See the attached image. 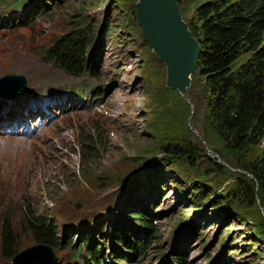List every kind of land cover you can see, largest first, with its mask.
<instances>
[{
    "label": "rangeland",
    "instance_id": "374dc122",
    "mask_svg": "<svg viewBox=\"0 0 264 264\" xmlns=\"http://www.w3.org/2000/svg\"><path fill=\"white\" fill-rule=\"evenodd\" d=\"M9 1L0 0V80L24 76L27 87L14 100L13 94L23 86L0 83V93L9 92L0 98V103H8L0 110V135L7 133L0 138V215L9 210L17 220L27 204L50 219L60 245L51 250L53 264H76L63 246L69 238L81 245L82 234L95 236L97 246L102 243L100 253L108 261L122 258L119 249L108 251L113 239L110 224L116 222L121 235L139 231L137 236L142 237L146 232L126 219L129 213L142 211H150L157 239L144 246L141 256L136 253L135 259L123 264H264V208L242 195L243 173L232 161L218 157L210 145L207 102L196 74L186 94H178L187 109L185 133L170 140L155 132L156 102L166 88V71L137 26L138 0H52L45 13H37L36 7L28 10L22 3L8 8ZM201 1L179 3L187 25ZM94 4L98 6L92 8ZM77 29L91 33L86 48L91 67L74 77L43 60L42 52ZM56 99L65 104L43 110ZM39 107L43 112L32 116ZM88 134L101 145H95L89 162L82 156ZM179 144L198 150L199 168L178 157L170 168L153 164L151 171L143 170L155 160L171 158L166 150ZM242 157L250 164L261 162L264 140L245 148ZM211 160L229 173L203 180L199 171ZM156 171L162 173L159 182ZM127 180L130 184L122 189ZM195 188L210 193V200H218L222 209L212 210L207 203L192 208L187 192ZM218 209L222 212L214 213ZM27 236L22 235L17 248L22 254L16 263L34 253L50 255L44 247L28 250L37 245Z\"/></svg>",
    "mask_w": 264,
    "mask_h": 264
},
{
    "label": "trees",
    "instance_id": "16d2710c",
    "mask_svg": "<svg viewBox=\"0 0 264 264\" xmlns=\"http://www.w3.org/2000/svg\"><path fill=\"white\" fill-rule=\"evenodd\" d=\"M181 1L183 0H178V6ZM82 6H85V1ZM97 6L98 4H94L92 8ZM137 26L135 25L134 28L139 32ZM188 28L200 45L198 66L193 75L196 74L203 83L210 145L214 147L218 157L232 161L243 173L242 178H239L242 195L248 201L264 208V158L257 164H250L242 157L245 148L258 145L264 140V0H202L196 5ZM90 36L91 33L85 29L67 33L53 41L51 47L42 52V59L52 62L74 77L90 72L91 64L86 59ZM94 58L95 56L91 57ZM156 104L155 132L170 140H175L182 133L184 134L185 130L182 128L186 124L187 109L178 92L164 88L158 95ZM88 135L90 137V134ZM89 137L84 140L82 146V156L87 162L92 158L95 145L100 142L99 139L92 141L91 137L90 142ZM97 146L101 148V145ZM166 151L167 156L171 158L165 156L163 161L155 160L146 164L143 170L146 168V171H151L153 164L163 166L169 164L170 168L172 160L178 157L185 158L193 167L199 168L198 164L202 159H198L202 155L197 149L179 144ZM144 153L149 154V151L145 150ZM208 165L205 170L199 171L203 180L214 173L221 176L229 173L226 168L213 160L209 161ZM156 172L158 175L155 179L159 182L162 173ZM128 184L130 180H127L121 188L124 189ZM187 193L192 196L191 200H188L194 202L192 205L194 209L206 203L208 207H213L212 210L221 208L218 200H210V193L200 188ZM221 209L215 210L214 213H221ZM129 214L126 215L128 216L126 219L135 222L133 227L141 228L146 233L138 237L140 232L136 231L128 237L117 231L116 222L110 224L113 233L112 251L119 249L121 254L118 255L122 258H117V262L122 263L127 260L129 263V260L135 259L136 253L141 256L144 246L150 245L157 239V230L152 223L150 211ZM1 215L0 261L3 260L2 263L12 262L19 254L17 248L23 234H28L27 237L36 245L47 246L52 250L60 246L52 221L38 215L29 205H22L17 220L10 216L9 210L2 212ZM96 233L102 234L101 229ZM82 235L85 241L81 245L79 242L73 244L72 238H69L63 248H66L68 253H72L69 256L75 260L85 259L89 264H101L102 255L98 251L96 241L92 236L86 238L85 234ZM119 245L125 250H120Z\"/></svg>",
    "mask_w": 264,
    "mask_h": 264
},
{
    "label": "water",
    "instance_id": "95a60500",
    "mask_svg": "<svg viewBox=\"0 0 264 264\" xmlns=\"http://www.w3.org/2000/svg\"><path fill=\"white\" fill-rule=\"evenodd\" d=\"M135 11L144 42L165 66L166 88L176 90L180 96L185 95L191 76L198 66L200 45L182 18L178 0H138ZM8 77L2 78L1 81H9ZM25 87L26 83L23 84L22 91ZM22 91H17L13 96H18ZM36 247L41 248V251H50L48 258L47 255L43 257L45 262L55 260L50 247L37 245L33 249ZM21 254H18L15 260H18ZM34 263L36 260L28 264Z\"/></svg>",
    "mask_w": 264,
    "mask_h": 264
},
{
    "label": "bare ground",
    "instance_id": "6f19581e",
    "mask_svg": "<svg viewBox=\"0 0 264 264\" xmlns=\"http://www.w3.org/2000/svg\"><path fill=\"white\" fill-rule=\"evenodd\" d=\"M14 18V17H13ZM11 22L13 23V24H15V25H17L18 26V24H19V22H17V21H14V20H11ZM8 77V76H7ZM20 77H22V79H24L25 80V82H23V80L21 81V78ZM9 78V81L7 80V81H1L0 80V83H3V82H7L9 85H6L7 87H9L10 85L11 86H15V85H17V84H19V86L21 85V86H23V84L24 83H26L27 84V81H26V79H25V77L24 76H19V75H11L10 77H8ZM6 89V88H5ZM9 94V92H3V93H0V98H2V97H4L5 95H8ZM76 95V94H75ZM31 97V95H29V96H27V97H25V99H23L22 101H24V100H26V99H28V98H30ZM13 99V98H12ZM12 99H10V100H12ZM3 101H5V100H2V102ZM11 102V101H10ZM13 103H16V101H13ZM6 104H8V103H0V108L2 107V109H0V110H4V109H7L8 108V106H6ZM63 104H65L64 103V101L63 100H58V99H56V100H52V102H50L43 110L44 111H54L55 109H60V107L63 105ZM77 105L78 104H80V103H76ZM67 106H64V109L66 108ZM7 134V133H6ZM5 134V135H6ZM5 135H0V138L3 136H5ZM107 230H109L108 228H106ZM94 230H95V228H94ZM98 235V236H97ZM96 236L97 237H99L101 234L100 233H98ZM107 238H108V236H106ZM93 239L96 241V239H95V236H93ZM104 239H105V236H104ZM97 244V243H96ZM43 246V245H42ZM98 246L99 247H102V243L101 244H98ZM52 249V248H51ZM28 250H34L33 249V247H31V248H29ZM27 250V251H28ZM20 254V253H19ZM18 255V254H17ZM16 255V256H17ZM15 256V257H16ZM45 256V254L43 253V252H39V253H34V254H32V257H29V258H27L25 261H24V264H28V263H31V262H33V261H35L36 260V263H34V264H53L56 260H54V262L53 263H51L50 261H44V259H43V257ZM53 257L55 256L54 254L52 255ZM51 256V257H52ZM40 257H42V259H40ZM17 258V257H16ZM16 258H14L13 260H12V262H13V264H16ZM46 258H48V256L46 257ZM107 258H108V256H102V259H103V264H123L122 262H117V260H107ZM116 261V262H115ZM49 262V263H48Z\"/></svg>",
    "mask_w": 264,
    "mask_h": 264
}]
</instances>
